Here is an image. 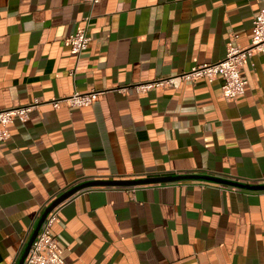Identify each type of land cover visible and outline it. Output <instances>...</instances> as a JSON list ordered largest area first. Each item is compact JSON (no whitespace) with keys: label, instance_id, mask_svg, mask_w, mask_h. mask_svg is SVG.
I'll use <instances>...</instances> for the list:
<instances>
[{"label":"crops","instance_id":"0c3cea01","mask_svg":"<svg viewBox=\"0 0 264 264\" xmlns=\"http://www.w3.org/2000/svg\"><path fill=\"white\" fill-rule=\"evenodd\" d=\"M264 0H0V109L38 100L0 141V264H17L42 211L89 178L205 172L264 182V56L246 92L222 79L139 91L246 46ZM88 28L77 55L68 36ZM105 90L92 104L52 100ZM2 125L0 124V129ZM69 264H264V190L202 181L102 186L58 206Z\"/></svg>","mask_w":264,"mask_h":264},{"label":"built area","instance_id":"2783aa9c","mask_svg":"<svg viewBox=\"0 0 264 264\" xmlns=\"http://www.w3.org/2000/svg\"><path fill=\"white\" fill-rule=\"evenodd\" d=\"M92 6L101 0H86ZM73 52L82 54L87 48L90 40L88 28L71 33L68 38ZM255 53L264 56V8L261 9L253 19V36L251 42L242 46L238 42V34L231 37L226 55L215 62L197 64L189 70L167 78L151 80L137 86L139 91H147L153 87L173 86L179 87L182 81L196 82L205 79L213 82L222 79L221 93L227 100L235 101L246 92L248 79L243 73V65L248 57ZM105 90L92 89L88 92L75 91L70 95L52 100L55 107L61 102H66L70 107H81L92 104ZM40 102L38 100L22 106L0 109V141L10 137L7 125L14 120L26 121L30 111ZM58 206L55 207L44 221L36 239L34 240L24 264H69L63 257L62 248L58 244L57 237L53 233V225L59 220Z\"/></svg>","mask_w":264,"mask_h":264},{"label":"water","instance_id":"95a60500","mask_svg":"<svg viewBox=\"0 0 264 264\" xmlns=\"http://www.w3.org/2000/svg\"><path fill=\"white\" fill-rule=\"evenodd\" d=\"M202 181L208 183H216L228 185L240 189L250 190V191H263L264 182L262 183H251L240 177H231L226 175L205 173V172H184L176 173L170 175L162 176H147L140 178H89L83 181L76 182L72 184L59 194L55 196L49 204L42 211L35 227L33 228L26 245L17 261V264H24L25 258L28 255L30 248L36 239L44 221L50 212L61 203L65 202L67 199L73 195L79 193L88 188L92 187H102V186H139V185H149V184H162V183H172V182H182V181Z\"/></svg>","mask_w":264,"mask_h":264}]
</instances>
